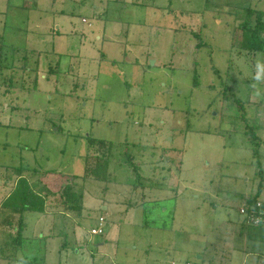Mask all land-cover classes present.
<instances>
[{
	"label": "rangeland",
	"instance_id": "374dc122",
	"mask_svg": "<svg viewBox=\"0 0 264 264\" xmlns=\"http://www.w3.org/2000/svg\"><path fill=\"white\" fill-rule=\"evenodd\" d=\"M248 11L264 14V0H0L5 44L39 58L36 73H0V204L15 169L46 193L41 172L80 178L97 143L113 145L107 182L76 184L81 217L50 200L23 215L19 259L264 264V233L237 213L264 197V54L242 48ZM254 127L259 143L244 134Z\"/></svg>",
	"mask_w": 264,
	"mask_h": 264
},
{
	"label": "trees",
	"instance_id": "16d2710c",
	"mask_svg": "<svg viewBox=\"0 0 264 264\" xmlns=\"http://www.w3.org/2000/svg\"><path fill=\"white\" fill-rule=\"evenodd\" d=\"M247 16L249 17V20H246L242 24V27L240 26V30L243 34V43L245 44L242 48H244L250 55L264 54V39L262 38V35H264V14L261 12L248 11ZM190 35L194 38H198L197 33L191 32ZM4 38V36L0 35V73L3 68L9 66L14 68L16 64L20 65V71L23 73H28L29 75L33 72L36 73L39 58H34L31 55H28L31 51L19 50L17 47H12V45H6V39L4 40ZM194 49L195 54L198 50V43L195 45ZM19 54H23L21 58L18 56ZM35 81L36 78L33 80V84H35ZM8 85L12 84L9 83ZM20 89L23 90L22 87H20ZM221 93L224 94V98H227L226 101H230L237 106V108L239 107L242 111L244 110L246 102L244 103V100L242 102V99L240 101L239 98L234 97L236 95L231 94L228 85L223 86ZM256 130H260V128L254 127V131H247V128H245L244 134L249 137L248 140L254 143H259V138L255 136ZM94 143L95 142L90 140L89 146L94 145ZM97 146L99 150H94L96 152L95 156L87 155L84 172L80 178L55 174L54 171L41 172L42 174L37 181L42 184L46 193L43 192V190L40 193L36 192L29 182L31 176L25 174L22 169L14 170L12 175L15 176V180L13 181L12 189L0 204V240H2V242H7L9 246H12L15 250L11 252L12 254L0 255V258L6 260L8 264H48L45 261H29L27 259H19L16 256V249L20 248L24 241L21 235L23 230H25L23 215L27 212L43 213L47 200H50L55 207L61 208L63 215L81 217L84 210V196L81 190L76 189L78 180H92L98 182H107L108 180L109 161L108 157L107 159L103 157L108 156L113 145L108 142H99L97 143ZM104 152H106V155L103 154ZM168 153L174 156L173 160L177 161L176 167L179 170L181 165V152L172 150L168 151ZM257 160V168L259 169V174L262 175L263 172L261 170L259 159L257 158ZM133 168L134 170L136 169L138 173L139 168L136 166H133ZM34 173L38 174L36 171H34ZM50 177L57 178V190H51V188H48L47 186L45 187L43 180ZM139 177L140 176L138 175V180ZM260 190L261 188L254 196L245 199L242 198L240 201L245 200L249 205H254V203L260 198ZM250 229H253L254 231L261 230L264 233V227H252ZM249 237L252 238L253 236L249 235Z\"/></svg>",
	"mask_w": 264,
	"mask_h": 264
},
{
	"label": "built area",
	"instance_id": "2783aa9c",
	"mask_svg": "<svg viewBox=\"0 0 264 264\" xmlns=\"http://www.w3.org/2000/svg\"><path fill=\"white\" fill-rule=\"evenodd\" d=\"M237 213L242 219L245 227H264V197L259 198L254 205H249L245 200L241 201ZM102 223H104V220L100 218V226ZM102 234L103 232L100 228L92 229L90 231L92 237L100 236Z\"/></svg>",
	"mask_w": 264,
	"mask_h": 264
},
{
	"label": "crops",
	"instance_id": "0c3cea01",
	"mask_svg": "<svg viewBox=\"0 0 264 264\" xmlns=\"http://www.w3.org/2000/svg\"><path fill=\"white\" fill-rule=\"evenodd\" d=\"M45 212V211H44Z\"/></svg>",
	"mask_w": 264,
	"mask_h": 264
}]
</instances>
